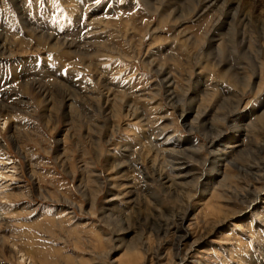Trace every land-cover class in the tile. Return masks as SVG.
I'll return each instance as SVG.
<instances>
[{
    "label": "rangeland",
    "instance_id": "1",
    "mask_svg": "<svg viewBox=\"0 0 264 264\" xmlns=\"http://www.w3.org/2000/svg\"><path fill=\"white\" fill-rule=\"evenodd\" d=\"M5 1L11 4V6L13 5L10 3V0H1L0 5ZM85 1L90 2H87L90 7L88 8V12H93V14L91 13L92 15L86 18L87 21L79 30L71 28L73 32L65 31L66 28L70 27V22L77 24V22L71 19H66L64 20L66 22L63 23L60 21L47 22V29H51L50 31H46L37 28L34 24L27 21L24 13L25 11L39 13V10L43 9L45 6H49L55 10L59 8H63V10L71 8L74 11L75 8L80 9L81 7L79 0H31V2H29V0H15L16 7L12 6V8L19 18L21 29H12L10 25H8V28H5L0 25L2 31L4 30L3 27L6 29L2 34H13L12 36H7L6 39L9 45L12 44L9 50L10 54L7 56H0V64H2L4 69L7 68L10 70H12V66L16 64L12 76L9 75V73L4 75V89L0 91V119L4 116L8 118L6 126L2 127V125H0V162L6 160L13 161L16 173H14V178L5 181L8 183L5 189L3 187L0 188V264H30L28 260V262L26 261L25 255H22V253H28V255L34 259H31L33 264H125V261L129 257L134 259L136 256H139L137 259L140 258V261H142L143 254L148 251L144 248H147V245H149L148 249L154 250L158 245V241H161V239L164 241H161L158 252L162 261L164 259L163 262L168 259H170V263L173 262V260L175 261L176 258L173 259L174 246L172 245L174 235L167 233L165 236H160L162 238L156 236L155 231L158 227L156 225L158 223L161 224V222L165 220L164 218H172L171 214L173 212V214H175L176 211L181 212V210H184L187 203L186 200H188L186 193L190 196V194H192L190 193L191 190L189 188L182 189L181 193L179 192L178 194L179 197L173 195L174 198L171 197L170 200V198H167V194H161V190L157 184L151 182L152 180L150 179L147 180L144 176L148 172L149 174L151 173V165L155 163V161L158 160V163H168L167 159L164 160V154H162L163 156L161 155L163 158L159 157L158 159V156H160L158 151H160L159 148H161V145H159L161 140L163 141L162 144H166L168 147L178 146V143L174 141L175 138H182L192 133L185 131V127L182 125L183 119L178 116V111L173 109V105L170 104L171 101H168L169 99L163 93V84H159L160 86L158 85V88L162 87V89L159 90V95L156 96L155 99L145 97L147 94L154 95L153 90L155 88L153 84L159 81L160 75L154 74L153 71H151L155 65H164L168 68L172 78L176 82L174 88L178 95H181L183 88H187V90L190 89L191 91L192 84L193 86L198 85L195 75L201 72L205 77V84L210 86L207 88L209 101L205 103V105L209 107L207 114L212 118L209 123L214 126L220 124L221 129L223 128L225 131L221 133L222 135L218 136L221 140L218 141L219 148L221 149L225 142L232 143L233 141V144H236V146H233L232 150L228 151L230 157L235 159V157L239 155L240 158H242L243 155L249 156L248 151H246V153L241 152L238 148H242L245 143L248 144V141L246 142L244 138V124L249 125L254 121L255 115H253L251 111L254 107L258 109V112L264 108V29L260 33L258 32L259 30L256 31L257 29L255 28L248 29L246 27V32L244 29L243 33L244 36L240 35L241 37L238 36L230 40L232 43L230 47L227 44H222L223 47L220 45L221 51L224 53L221 51H219L220 53L217 52L218 57H220L219 59L221 61H228L225 62V64L227 63L229 67L225 66L219 70L215 69L211 71L209 69L210 63H216L217 59L215 57H217V55L210 53V55L212 54L210 56L209 50H203L200 44L204 42L205 37H208L211 31L218 32L216 31L218 28L217 18H214L216 12H206L205 15L203 14L200 17H196L191 13L192 10L191 12L189 11V14L185 15L186 21L184 23L175 24L170 21V18L166 17V15L172 13L173 8L171 6L164 7L162 11H155V9L150 10V7L148 8L144 0H139L140 2L136 7L140 10L135 12L132 10L134 7L132 0H117L118 7L120 9H122V7L126 9L123 13H119L118 10H115L116 6H114L113 1ZM235 1H237V12L246 11L255 16L258 20L264 21V0ZM193 3L195 4V2ZM17 5L21 7L20 10ZM155 6L158 7V3ZM198 6L201 9L204 8L201 2L198 3ZM247 7L248 9H253L247 10ZM199 8L195 7L194 9L197 11ZM3 9H5V7H3ZM88 12L86 13L88 14ZM104 13H109L107 19L96 16L97 14ZM246 17L247 16H245V18ZM238 18L241 17H234V21L232 22L234 23L232 24L233 26L243 25L241 22H238L239 20L241 21V19ZM218 23L221 24V22ZM4 24H8V22L6 21ZM88 25L89 29L86 31L88 37L86 40H91V42L95 43L98 42L97 46L90 50V52L93 53L98 51L100 56H104L105 58H101L104 62L102 60L100 62L103 64L99 62L98 65L91 66L92 68L85 67L84 64L86 63L81 61V59L79 60V56H75L71 53L68 55L64 54L61 47L58 49L49 48L46 46L48 42L45 41L46 39H44V37L40 42L38 39L32 42L31 35H28L31 29L26 27L30 26L35 30L31 32L33 36H35V32L42 31L54 35L55 37L53 38L60 35L59 37L61 40H72L74 36H77L76 39L79 41L76 40V42H81L83 35L79 36V31L86 28ZM153 28H157V31L153 32ZM251 29L253 32H250ZM7 31L10 32L8 33ZM58 31L59 33L57 34ZM59 37H57V39H59ZM198 37L200 41H197ZM241 39H243L242 42ZM192 40L196 42L194 43ZM107 45L109 47H107ZM232 45L235 48H233ZM107 48L110 52L107 51ZM191 48H193V50H191ZM249 50L252 55H250V52V54L247 53ZM205 51L206 53L203 54ZM121 52H123V54ZM46 53L49 55L48 61H59L57 69L54 68L51 70V68L46 69L43 66H28L36 61L33 56L38 55L44 59ZM190 54L192 55L190 56ZM228 56L230 59H228ZM91 57L97 59L93 57V55H91ZM231 57L233 59H231ZM89 59L90 58L87 57V60ZM2 60L7 62H3ZM44 62L45 61L42 60V63ZM82 62H84V64H82ZM231 63L240 64V70L235 73L230 72L232 69L230 66ZM54 64H56V62H54ZM21 65L22 68L19 71L18 67ZM63 65L69 67L66 75H61V71L64 68ZM34 67L38 70H35ZM227 67L230 69H227ZM227 71L229 73H227ZM240 74H243V76ZM246 75L248 76L246 77ZM44 76L51 77L49 78L50 80L47 78L51 82L54 80L53 77L60 78V80L64 82L67 81L65 78L68 77H70L69 79L73 82H84L85 84L83 85L91 88L88 89V92L90 97L92 96V102L95 104L88 105V103H83L79 100V105L85 106L80 112H78L79 107L77 106H73L70 112L61 110L64 100L63 98L59 99V97L61 91L67 90V88L63 86L64 84L56 86L54 83L45 82L44 87L46 89L48 88L46 93L49 92L51 94L50 102H47L49 99L48 94L45 93L43 97H40L37 95L39 92L36 94L34 90L30 89V81L35 79L33 77L43 78ZM96 76H102V78L106 79V82H112V85L110 84L111 87H109L107 91L113 93L115 90L118 92V95L122 97L123 108H121V110L118 109V105L113 106L107 99L106 103L114 113L111 120L104 117L106 112L98 113V111L94 109V107H99L101 103L100 98V101L96 102V100H98L96 93L105 90L101 87V81L95 79ZM23 78L24 81H21ZM13 81L18 82L12 85ZM66 83H68V81ZM38 84H43V81H39ZM47 85L51 86L48 87ZM72 87L75 88L76 86ZM225 90L231 91L229 92L230 94L225 92ZM52 94L55 96H52ZM136 94L141 96L143 100H136L140 106L137 113L130 107V105L133 104L131 99H137L136 96H133ZM128 98L130 99L129 101ZM55 99L59 100L55 101ZM150 100H155L159 105ZM226 103L228 104L226 105ZM233 103L236 104L237 107L233 113H230L227 118L226 116L224 118V115L234 106ZM14 105L17 106V109L13 108ZM260 106L263 107L260 108ZM124 109L127 111L125 114L124 111H122ZM242 114H244L245 117L243 119L240 117V125H243V129L240 128L242 129L240 131L235 125V120H237V115L240 116ZM221 118H224V120H221ZM219 119L220 121H218ZM99 125L103 126L101 127ZM213 125L211 127L208 126L209 128L206 126L205 130L208 131L206 132V134L208 133L207 135L212 136L217 133ZM52 126L56 127L53 128ZM162 128H164V130ZM211 128L212 130H210ZM259 129L257 127L256 131L253 130L249 137L251 138L252 147L259 148L261 143L263 144L259 148L261 151L259 155L264 157V142L262 140L264 139V130L262 128ZM237 131L240 132L238 133ZM158 133L161 134L158 135ZM171 133L175 135V138L170 136V138L166 137L172 135ZM206 134L199 131V133L192 135L201 144L203 142L206 143ZM58 140L60 142H58ZM164 140L166 142H164ZM240 140L241 143H239ZM237 144H239V146ZM255 144L257 147H255ZM181 145L184 146V144ZM18 146L20 147L18 148ZM164 147L162 146V148ZM233 149H238L240 151L238 153L233 152L235 151ZM258 152L259 150L257 151V149L254 151V153ZM186 153H179L178 155L187 159L189 152ZM206 153L207 151L204 152V154ZM204 154L201 153V158L195 154L193 156L189 154V162L191 161L190 165L195 168L197 167V172L203 168L204 159L202 156L204 157ZM251 156L252 151L249 157ZM154 158L155 161L152 162ZM237 161L239 164L244 165H246L245 162H248L246 160ZM165 164H160V167H166ZM228 164V162L225 163L222 169L229 173L230 176L227 182L230 184L244 180H247L248 183L260 181V179L257 180L251 177H245L244 175L246 173L239 174L240 170H238L236 166ZM4 165L5 164H0V172H2L1 166ZM115 166H120L118 172L115 170ZM206 166L209 167L211 165H209L208 162L204 167ZM165 167L163 168L165 172L164 175L168 169H165ZM150 176L152 175L150 174ZM237 176H239V178H237ZM95 179H99L101 182ZM261 183L264 186V181H261ZM148 185L149 188H147ZM258 186L259 182L255 185V188ZM214 188V192H217L216 189L220 192L223 190V188L220 187ZM110 190L113 193H118V199L113 202L114 204L107 201L109 196L107 197L106 192ZM151 190H153V192H151ZM262 192L263 195L264 190ZM210 195H207L205 198H191L192 201H188L190 206L188 210L189 216L186 222L189 221V223L185 222L184 226H188L197 237L203 236L200 238L202 240L198 242L199 245L193 248L192 254H190L189 257L193 256L194 260L200 262V264H219V262L224 264H264V232L259 230L258 225V230H256L257 228L254 227V222L248 226V221L252 219L251 216L253 215H248V218L245 215L243 219H241L242 217H236V213L230 214L231 217L223 214L218 215L216 210L210 213L211 209L209 208L210 204H218L223 208L234 207V209H238V207H242L244 210L245 204L241 205L239 202L236 203L231 201L230 203ZM161 202L164 203L162 204ZM105 207L109 208L106 209L108 213L105 212L104 215L103 213L101 214V210ZM110 208H113V211ZM114 208L117 213L114 211ZM255 211L257 212L256 215H258V213L259 215L253 216V218L256 219V217H260L264 221V199L262 203L255 208ZM253 212L254 209L249 213L252 214ZM113 213L115 215H113ZM108 215L110 217H107ZM204 215L206 217H204ZM115 216L119 219L124 218L126 226H129V224H131V226H136V232L131 237L132 239L134 236L136 237L138 235L142 227H145V243L140 245L141 247L144 246L141 248L142 250L139 248L140 246L138 247L139 251L137 249L134 252L125 250L131 238H126L122 247H117L120 245V241L116 242L118 240H115L112 236L114 234H112L113 230L115 231V229L118 228L116 225H119V222H116L118 220L115 219ZM218 218L223 225H218L219 227L213 225V228L212 221L210 220H218ZM206 219L209 220L206 221ZM16 220H19L18 222L20 223L16 222ZM238 237H243L242 241H244H238ZM21 244L25 246L24 248L22 246V250H20L23 252H19L18 254L16 246L19 245L18 248L20 247L21 249ZM25 249L27 250L25 251ZM165 253H168V257L170 258H168ZM259 260L262 263L259 262ZM196 261H192L193 264H195Z\"/></svg>",
    "mask_w": 264,
    "mask_h": 264
},
{
    "label": "bare ground",
    "instance_id": "2",
    "mask_svg": "<svg viewBox=\"0 0 264 264\" xmlns=\"http://www.w3.org/2000/svg\"><path fill=\"white\" fill-rule=\"evenodd\" d=\"M1 1V0H0ZM89 2V1H87ZM99 2V1H98ZM195 2V4L193 3ZM201 2L202 6L204 7L203 9L199 8L198 6V3ZM237 1L235 0H144V3H146V5H148V8L150 7V10L151 9H155V11H162L164 9V7H172V13H170L169 15H166L167 18H170L171 22L172 23H175V24H180V23H184L186 20V14H189V11L191 12L192 10V14L196 17H200L201 15H205L206 12H216V15H214L213 17L216 19L217 18V29L216 31L218 32H210L208 34V37L206 36L205 37V40L202 44H200V47L203 49V50H209V55L210 53H214L217 55V57H215L217 59L216 63L213 64L210 63V70H215V69H221L225 66H228L227 63L225 64V62H228V61H221L218 57V54L217 52L221 51V47L220 45L222 44H227L229 47H230V44L231 41L233 38L235 39V37H238L240 35H243L244 33V29H245V32H246V27L249 29V28H255L257 29L256 31L258 32H262L263 31V22L264 21H260L258 20L255 16L251 15L250 13H247L246 11L245 12H237L238 8L236 7ZM264 2V1H263ZM10 3H12L13 5L12 6H15L16 7V2L15 0H10ZM90 3V2H89ZM97 3V2H95ZM103 3V2H102ZM158 3V7H156L155 5H157ZM95 6V5H94ZM103 6V4H102ZM239 6V5H238ZM18 7V5H17ZM193 7V8H192ZM199 8V10L195 11L194 8ZM250 7V6H249ZM19 10L21 9V7H18ZM88 8H90L89 6L87 7V10L84 12L85 14H87L86 12H88ZM251 9V8H249ZM248 7H247V10H249ZM253 9V8H252ZM251 9V10H252ZM262 10V9H261ZM260 10V11H261ZM241 11V10H240ZM243 11V10H242ZM90 12V11H89ZM88 12V13H89ZM254 12V11H253ZM263 12V11H262ZM155 13V12H154ZM252 13V12H251ZM93 14V12H92ZM90 14V15H92ZM162 14V13H161ZM167 14V13H166ZM25 16V15H24ZM23 16V18H24ZM184 16V17H183ZM241 17V18H238V19H241V21L239 20L238 22H241V24H243L242 26L239 25V26H233L232 23L234 21V17ZM245 16H247L245 18ZM163 17V16H161ZM87 18H89L87 16ZM257 19V20H255ZM236 20V19H235ZM254 20V21H253ZM161 21V20H160ZM164 21V20H163ZM6 22V21H5ZM27 22V21H26ZM177 22V23H176ZM208 22V21H207ZM218 22H221L218 23ZM237 22V21H236ZM235 22V23H236ZM250 22H253V23H250ZM100 23V22H99ZM98 23V25H99ZM209 23V22H208ZM255 23V24H254ZM161 24V23H160ZM216 24V22H215ZM206 25V24H205ZM31 26V25H30ZM28 27L26 26L27 28H30L31 30H29V33L28 35L30 34L31 35V39H32V42H35L36 39L39 40H43V37L44 39H46L45 43L46 46H48L49 48H52V49H58L59 47L62 48V52L64 54H74L75 56H79V60L81 59V61H84L86 64H84V62H82V64L85 65V67H91L93 65H98L99 62L102 60L101 58H104V56H100L99 52L96 51V52H93L91 53L90 50H92L95 46H97V43L95 42H91L90 41H87L86 38L88 37V33L85 35L83 34V37H82V41L81 42H76V37L77 36H74V38L72 40H61L60 39V35L59 36H56V38H53L55 37L54 35H50L49 33H45V32H35V36L32 35V31H35L33 30L31 27ZM147 26V25H145ZM1 27V26H0ZM10 27V26H9ZM53 27V26H52ZM91 27V26H90ZM49 28V27H48ZM147 28V27H146ZM151 28V27H150ZM148 28V29H150ZM3 29L6 31V29L3 27ZM26 29V28H25ZM51 29V28H50ZM57 29V28H56ZM157 28H153V32L154 31H157L156 30ZM206 29V28H205ZM247 29V30H248ZM251 29L250 32H253ZM3 30V31H4ZM2 29H0V56H7L10 54V47L11 45H9L7 42H6V39H7V36H12L13 34H2L3 33ZM11 31V30H10ZM9 31V32H10ZM249 31V30H248ZM8 32V31H7ZM8 32V33H9ZM187 32V31H186ZM59 33V31L57 32V34ZM184 33V32H183ZM17 35V33H16ZM24 35V34H23ZM246 35V33H245ZM65 36V35H64ZM68 36V35H67ZM86 36V37H85ZM99 36V35H98ZM244 36V35H243ZM242 36V37H243ZM247 36V35H246ZM245 36V37H246ZM261 36V35H260ZM17 37V36H15ZM57 37H59V39H57ZM94 37V36H93ZM200 37V36H199ZM199 37H198V40L197 41H200L199 40ZM241 37V36H240ZM248 37V36H247ZM14 38V37H13ZM72 38V37H71ZM70 38V39H71ZM184 38V37H183ZM181 38V39H183ZM250 38V37H249ZM245 39V38H244ZM81 40V39H80ZM84 40V41H83ZM104 40V39H103ZM237 40V39H236ZM243 39H241V42H242ZM10 41V40H9ZM79 41V40H77ZM181 41V40H180ZM187 41V40H186ZM193 41V40H192ZM203 41V40H202ZM245 41V40H244ZM249 41V40H248ZM263 41V40H262ZM183 42V41H182ZM191 42V41H190ZM194 42V41H193ZM196 42V41H195ZM194 42V43H195ZM224 42V43H223ZM236 42V41H235ZM24 43V42H23ZM244 43V42H243ZM248 43V42H247ZM35 44V43H34ZM188 44V42H187ZM242 44V43H240ZM23 45V44H22ZM45 45V44H44ZM191 45V44H190ZM237 45V44H236ZM249 45V44H248ZM102 46V45H101ZM113 46V45H112ZM107 47H109L107 45ZM191 47V46H190ZM223 47V45H222ZM233 47V45H232ZM231 47V48H232ZM246 47V46H245ZM199 48V47H198ZM235 48V47H233ZM237 48V47H236ZM252 48V47H250ZM105 49V48H104ZM111 49V48H110ZM219 49V50H218ZM224 49V48H223ZM227 49V48H226ZM246 49V48H245ZM151 50V49H149ZM153 50V49H152ZM191 50H193V48H191ZM200 50V49H199ZM198 50V51H199ZM228 50V49H227ZM234 50V49H233ZM243 50V49H242ZM248 50V49H247ZM58 51V50H57ZM107 51L110 52V50H108L107 48ZM201 51V50H200ZM203 52L204 53H206ZM225 51V50H224ZM231 51V49H230ZM61 52V53H62ZM186 52V51H185ZM188 52V51H187ZM191 52V51H190ZM223 52V51H221ZM233 52V51H232ZM231 52V53H232ZM236 52V51H235ZM250 50L247 52L249 53ZM62 53V54H63ZM113 53V52H112ZM116 53V51H115ZM123 54V52H121ZM151 53V52H149ZM193 53V52H192ZM208 53V52H207ZM220 53V52H219ZM224 53V52H223ZM227 53V52H226ZM230 53V52H229ZM238 53V52H237ZM242 53V52H241ZM246 53V51H245ZM246 53V54H247ZM251 53V52H250ZM249 53V54H250ZM104 54V53H103ZM202 54V53H201ZM91 55H93V57L97 58V59H94L91 57ZM117 55V54H116ZM128 55V54H127ZM192 54H190L191 56ZM199 55V54H198ZM212 55V54H211ZM210 55V56H211ZM228 55V54H227ZM241 55V54H240ZM243 55V54H242ZM252 55V53L250 54ZM118 56V55H117ZM209 56V57H210ZM222 56V54H221ZM236 56V55H235ZM87 57H89L90 59V62L89 60H87ZM108 57V56H107ZM120 57V56H118ZM147 57V56H146ZM193 57V56H192ZM207 57V55H206ZM213 57V56H212ZM229 57V56H228ZM69 58V57H68ZM148 58V57H147ZM208 58V57H207ZM211 58V57H210ZM222 58V57H221ZM225 58V57H224ZM105 59V58H104ZM165 59V58H164ZM163 59V60H164ZM189 59V58H188ZM214 59V58H212ZM230 59V57L228 58ZM227 59V60H228ZM231 59H233L231 57ZM240 59V58H239ZM252 59V58H251ZM254 59V58H253ZM256 59V58H255ZM126 60V59H125ZM202 60V59H201ZM200 60V61H201ZM247 60V59H246ZM103 61V60H102ZM165 61V60H164ZM204 61V60H202ZM252 61V60H251ZM104 62V61H103ZM215 62V61H214ZM234 62V61H233ZM248 62V61H247ZM241 63V62H240ZM252 63V62H251ZM250 63V64H251ZM255 63V62H254ZM64 64V63H63ZM71 64V63H69ZM100 64H103L102 62H100ZM249 64V65H250ZM68 65V64H67ZM256 65V64H255ZM64 66V65H63ZM69 66V65H68ZM231 66V70L230 72H237L238 70H240V64L238 63H231L230 64ZM251 66V65H250ZM254 66V65H252ZM106 67V66H105ZM229 67V66H228ZM227 69H230L228 68ZM248 67V66H247ZM259 67V66H258ZM92 68V67H91ZM96 70V69H94ZM106 70V69H104ZM236 70V71H235ZM151 71H153V73L155 74H158L160 75L159 77V81L157 82H154L153 86H154V95H146L145 97L146 98H149V99H155L156 96L159 95V90L162 89L161 88H158V85L159 84H163V93L164 95L169 99L168 101H171L170 104L173 105V109H176V111H178V116L181 117L183 119V126L185 127V131L188 132V133H192L193 135H195V133H199V131H201V133H204L206 134V131L205 128L206 126L208 127H211L212 125L209 123V121L212 119L211 116H209L207 114V111L209 110V107L207 105H205V103L207 101H209L208 99V90L207 88H209L210 86H207L205 84V77L204 75L199 72V73H196V78H197V84L198 85H194L192 84V88H191V91L190 89L187 90V88H183V92H181V95H178L176 93V90H175V85H176V82L175 80L172 78V75L171 73L169 72L168 68L164 65H155L153 67V69H151ZM58 74H60L59 72H57ZM56 73V74H57ZM227 73H229L227 71ZM236 74H239V73H236ZM255 74V73H254ZM94 75V73H93ZM101 75V74H100ZM104 75V74H103ZM231 75V74H230ZM241 75V74H240ZM56 76V75H55ZM194 76V77H195ZM235 76V75H234ZM243 76V74L241 75ZM248 75H246L247 77ZM59 77V76H58ZM224 77V76H223ZM245 77V78H246ZM35 79H32L30 81V84L29 86L31 87L30 89L34 90V92L37 94V92H39L37 95H39L40 97H43V94L46 93L47 89L44 87V84L45 82H49V83H54V85L56 86H60L61 84H64L63 86L65 88H67V90H63L61 91V94H60V97L59 99H62L63 98V102H62V106H61V110H65L66 112H70V110L73 108V106H77L79 107V111L80 112L81 110H83V105H79V100L81 102H85V103H88V105H93L95 104L94 102H92L91 100V97H90V94L88 92V89H91V88H88L87 86L83 85L85 84L84 82L82 81H78V82H73L72 80H70L68 78H65V80L68 81V83L64 82V81H61L60 78H54V80L51 82L49 81L51 77L49 76H44L43 78L41 77H33ZM49 80H48V79ZM238 78V77H237ZM64 79V77H63ZM95 79L101 81V87L102 89L104 88L105 90L103 91H99L98 93H96V97L98 98V100H96V102H99L101 100V103H100V106L99 107H94V109L96 111H98V113H103V112H106V114L104 115V117L108 120H111L112 116H114V113L113 111H111L110 107L108 106V104L106 103L107 102V99L108 101H110V104H112L113 106L115 105H118V109L121 110V108H123L122 106V97L118 95V92L115 91L114 89V92H108L107 90H109V87H111L112 85V82H106V79L102 78V76H96ZM230 79V78H229ZM248 79V78H247ZM26 80V79H25ZM58 80V82H57ZM103 80V81H102ZM233 80V79H232ZM8 81V80H7ZM10 81V80H9ZM21 81H24V78L21 79ZM28 81V80H27ZM39 81H43V84H38ZM155 81V80H154ZM22 83V82H21ZM48 84V83H47ZM111 84V85H110ZM196 84V83H195ZM215 84V83H214ZM7 85V84H6ZM116 85V84H114ZM118 85V84H117ZM201 85V86H200ZM217 85V84H215ZM22 86V85H21ZM25 86V85H24ZM23 86V87H24ZM48 86V85H47ZM51 85H49L48 87H50ZM72 86H76L75 88H73ZM160 86V85H159ZM203 86V87H202ZM54 87V86H52ZM63 87V88H64ZM100 87V88H101ZM178 87V86H177ZM213 87V86H212ZM58 88V87H57ZM214 88V87H213ZM225 88V87H223ZM222 88V89H223ZM36 89V91H35ZM51 89V88H50ZM59 89V88H58ZM57 89V90H58ZM101 89V90H102ZM111 89V88H110ZM8 90V89H7ZM23 90V89H21ZM56 90V89H55ZM112 90V89H111ZM30 91V90H29ZM28 91V92H29ZM54 91V90H53ZM27 92V93H28ZM58 92V91H57ZM207 92V93H206ZM225 92L229 93L231 91H228V90H225ZM55 93V92H54ZM239 93V92H238ZM22 94V93H21ZM32 94V93H31ZM48 94L49 96V99L47 100V102H50L51 101V94L48 92L46 93ZM57 94V93H56ZM130 94V93H129ZM134 94V93H133ZM230 94V93H229ZM34 95V94H33ZM228 95V94H227ZM36 96V95H35ZM52 96H55L54 94H52ZM95 96V95H94ZM132 96V95H130ZM133 96H136L137 99H131V102L133 104L130 105L131 108L134 109L135 113H137L138 111V108L140 107L139 104L137 103L136 100L138 101H143L141 99V96L139 95H133ZM226 96V95H225ZM227 97V96H226ZM57 98V96H56ZM100 98V100H99ZM166 98V99H167ZM223 98V97H222ZM229 98V97H228ZM227 98V99H228ZM8 99V98H7ZM47 99V98H46ZM54 99V98H52ZM59 99H55L56 100H59ZM24 100V99H23ZM37 100V99H36ZM130 99L128 98V101ZM6 101V100H5ZM8 101V100H7ZM13 101V100H11ZM151 102H156L155 100H150ZM158 101V100H157ZM167 101V100H166ZM44 102V101H43ZM42 102V103H43ZM225 102V101H224ZM12 103V102H11ZM52 103V102H51ZM61 103V101H60ZM82 103V104H83ZM141 103V102H140ZM157 105H159L158 102H156ZM230 103V102H229ZM232 103V102H231ZM238 103V102H236ZM3 104V103H2ZM13 104V103H12ZM130 104V103H129ZM149 104V103H148ZM169 104V103H168ZM228 103H226L227 105ZM234 104V103H233ZM5 105V104H4ZM49 105V104H48ZM225 105V104H224ZM53 106V105H52ZM51 106V108H52ZM156 106V104H155ZM223 106V105H222ZM4 107V106H3ZM237 107L236 104H234V106H232L231 110L228 111L226 113V115H224V118L230 114V113H233V111L235 110V108ZM253 107V106H252ZM263 106H260V108H262ZM13 108H16L17 109V106L14 105ZM126 108V107H124ZM163 108V106H162ZM219 109V108H218ZM42 110V109H41ZM50 110V109H49ZM55 110V109H53ZM214 110V109H213ZM74 111V110H73ZM95 111V112H96ZM124 111V114L125 112H127L125 109L122 110ZM140 111V110H139ZM159 111V110H158ZM217 111V110H216ZM222 111V110H220ZM255 111V112H254ZM6 112V111H5ZM75 112V111H74ZM162 112V111H161ZM215 112V111H214ZM258 109H256V107L253 108V110L251 111V113L253 115H255V118H254V121L251 122V124L249 125H245L244 124V128H245V133H244V138L246 139V142L248 141V144L245 143L244 146L242 148H238L241 150V152H245L248 151L249 153V156L251 154V151H252V156L249 157V156H242V158H240V155L232 158L230 157V154H229V150L231 151L233 146H236V144H233V141L232 143H224V145L222 146V148L220 149L219 148V144H218V141H221L220 138H218V136L222 135L221 133L224 131V129L220 127V124L218 126H214L213 125V128L216 129L217 133H215L214 135L210 136V135H207L205 136V140H206V143H199L198 140L193 137V135L191 134H187V136H184V137H177L175 138V135H168L166 137H174V141H176L178 143V146H167L166 144H162V140L160 141L159 145H161V148L159 152V155L158 156V159L159 157L163 158L162 154L165 155L164 157V160L167 159L168 163L164 162V163H158V160L156 158L157 161H155V158L153 159L152 162L155 161V163H152L151 165V175L148 173L145 174L144 177L150 180H152L151 182L157 184L161 190V194H167V198H170L171 200V197L174 198L173 195L178 196L179 192L181 193L182 189H187L189 188L191 191L190 193V196L189 194L186 193L187 195V199L186 200V207L184 208V210H181V212H177L175 214H171V217L172 218H164L165 220H163V222L158 223L156 226H158L156 228V236H165L167 233H171L172 235H174V241H173V246H174V251H173V259H175V261L173 260V262L170 263V257H168V253L165 255L168 257H166L167 261L163 262L162 261V258L160 257L159 255V252H158V247L161 245V241L163 242L164 240L161 239V241H158V245L156 246V248L154 250H149L148 249V246L147 245V248H144L146 250H148L147 252H145L143 254V258H142V261H140V258L137 259L139 256H136V258L132 259V257H129L126 261H125V264H193L192 261H196L194 260L193 256L192 257H189L190 254H192V251H193V248L198 244V242L202 239L201 236L200 237H197V235L191 231L189 229L188 226H184V223L187 221L188 219V216H189V202L191 200V198H205L207 195L209 196L210 194L212 196H215V198L217 199H223V200H226L228 202H239L241 205L245 204V209L243 210L242 207H238V209H234V207H228V208H223L222 206L218 205V204H210L212 202H210V213L213 212V210H216L218 215L219 214H223L225 216H230V214H234L236 213V217H242L241 219H243V217L246 215L247 218H248V215H253V216H258L256 215V211H255V208H257L259 206V204L262 203V200L264 199V194L262 195V191L264 190V186L263 184L261 183V181H264V157L260 156V147L263 145L261 143V146L259 148H254L252 147V144H251V138L249 137L251 132L254 130L256 131L257 130V127L258 129L259 128H262L264 130V108L262 110H260L258 113ZM85 113V112H84ZM119 113V111H118ZM130 113V112H129ZM217 113V112H216ZM220 113V112H219ZM48 114V112H47ZM55 114V113H54ZM62 114V113H60ZM64 114V113H63ZM71 114V113H70ZM91 114V113H90ZM13 115V114H12ZM41 115H42V112H41ZM50 115V114H49ZM72 115V114H71ZM83 115V114H82ZM118 115V114H117ZM40 116V114H39ZM56 116V115H55ZM68 116V115H67ZM90 116V115H89ZM140 116V115H138ZM2 117V116H1ZM83 117V116H82ZM116 117V116H115ZM220 117V116H219ZM223 117V116H222ZM237 117V120H235V125L240 129L243 127V125H240V120L241 118L243 119L245 117L244 114L240 115V116H236ZM235 117V118H236ZM241 117V118H240ZM77 118V117H76ZM86 118V117H85ZM216 118V117H215ZM224 118L221 120H224ZM240 118V119H239ZM72 119V118H71ZM181 119V120H182ZM47 120V119H46ZM0 125L3 126H6L7 124V121H8V118L6 116L2 117L0 119ZM55 121V120H54ZM82 121V120H81ZM107 121V120H106ZM115 121V120H114ZM214 121V120H213ZM217 121V119H216ZM220 121V119L218 120ZM24 122V121H23ZM45 122V121H44ZM43 122V123H44ZM49 122V121H48ZM215 122V121H214ZM50 123V122H49ZM219 123V122H218ZM217 123V124H218ZM227 123V122H226ZM10 124V123H9ZM46 124V123H44ZM54 124H57V123H54ZM53 124V125H54ZM103 124V123H102ZM223 124V123H222ZM73 125V124H72ZM98 125V124H97ZM107 125V123H106ZM71 126V125H70ZM77 126V125H76ZM90 126V125H89ZM101 126V125H99ZM103 126V125H102ZM101 126V127H102ZM110 126V125H109ZM47 127V126H45ZM53 127V126H52ZM56 127V126H55ZM53 127V128H55ZM98 127V126H97ZM115 127V126H114ZM167 127V126H166ZM208 127V128H209ZM233 127V126H232ZM113 129V128H112ZM164 130V128H162ZM243 129V128H242ZM240 129V131L242 130ZM13 130V129H12ZM212 130V128L210 129ZM260 130V129H259ZM67 131V130H66ZM93 131V130H92ZM160 131V130H159ZM240 131H237L238 133ZM14 132V131H13ZM95 132V131H94ZM99 132V131H98ZM225 132V131H224ZM235 132V131H233ZM237 133V134H238ZM249 133V135H248ZM84 134V133H83ZM97 134V133H96ZM161 133H158V135H160ZM212 134V133H211ZM226 134V133H225ZM246 134V135H245ZM85 135V134H84ZM93 135V134H92ZM95 135V134H94ZM234 135V134H233ZM73 136V135H72ZM157 136V135H156ZM17 137V136H16ZM169 137V138H170ZM217 137V139H216ZM263 138V137H262ZM16 139V138H15ZM166 139V138H165ZM215 139V140H214ZM173 140V139H172ZM263 142H264V139H262ZM12 141V140H11ZM55 141V140H54ZM61 141V139H60ZM58 140V142H60ZM173 141V142H174ZM93 142V141H92ZM164 142H166L164 140ZM17 143V142H16ZM157 143V144H158ZM180 143V145H179ZM241 143V140L240 142ZM254 143V142H253ZM75 144V142H74ZM93 144V143H92ZM181 144H184V146H182ZM247 144V145H246ZM239 146V144H237ZM57 146V144H56ZM162 146H166L164 148H162ZM20 146H18L19 148ZM182 147V148H180ZM255 147L256 144H255ZM236 148V147H235ZM244 148V149H243ZM238 149H233L235 151L233 152H239L240 150ZM243 149V150H242ZM257 149V151L259 150L258 153H254V151ZM19 150V149H18ZM227 150V151H226ZM98 151V150H97ZM157 151V150H156ZM207 151L206 154H204V152ZM57 152V151H56ZM188 153L193 156L194 154L197 155L198 157L201 158V153L204 154V157L202 156V158L204 159L203 160V168L197 172L196 168L192 165H190V162H189V154H188V158H183V157H180L178 154L179 153ZM186 153V154H187ZM231 153V152H230ZM57 154V153H56ZM244 154V153H243ZM162 155V156H161ZM258 155V156H257ZM60 156V155H59ZM95 156V155H94ZM187 156V155H186ZM185 156V157H186ZM169 157V158H167ZM58 158V157H57ZM160 158V159H161ZM196 158V157H195ZM2 160V159H1ZM96 160V159H95ZM237 160H246L248 162H245L246 165L244 164H239ZM4 161V160H2ZM66 161V160H65ZM162 161V160H161ZM197 161V159H196ZM252 161H255V162H252ZM67 162V161H66ZM209 162V165L211 166H206V163ZM229 163L231 165H234L238 168V170H240V173L239 174H243V173H246L244 176L245 177H251L253 179H257L260 181H255L254 183L252 182H247V180L245 181H237L236 183L234 182V184H230L229 182H227V179L228 177L230 176L228 172H225L223 169H222V166L225 164V163ZM166 163V164H165ZM1 165L5 164L4 166H1L2 168V172H0V188H6L8 183H6L5 181H8L10 180L11 178H14V173H15V165L13 164V161H9V160H6L4 162H0ZM31 164V163H30ZM149 164V163H148ZM160 164H165V166H162L160 167ZM228 164V165H229ZM107 165V164H106ZM119 165V164H118ZM197 165V164H196ZM61 166V164H60ZM168 168L167 169V172L166 174L164 175V168ZM201 167V166H200ZM6 168V169H5ZM29 168V167H28ZM66 169V168H65ZM69 169V168H68ZM120 169V166H115V170H118ZM70 171V170H69ZM232 172V171H231ZM68 173V172H67ZM116 173V172H115ZM16 174V173H15ZM233 174V173H232ZM232 177V175H231ZM235 177V176H234ZM233 177V178H234ZM244 177V178H245ZM99 178V177H98ZM236 178V177H235ZM237 178H239V176H237ZM4 180V181H3ZM87 180V179H86ZM96 181H100L99 179H95ZM229 180V179H228ZM249 180V179H248ZM251 181V180H250ZM5 182V183H4ZM101 182V181H100ZM232 182V181H231ZM259 182V186L255 188V185H257V183ZM238 183V185H237ZM143 184V183H142ZM147 184V183H146ZM145 184V185H146ZM254 184V185H253ZM144 187V186H143ZM214 187H220V188H223V190L220 192L216 189L217 192H214L215 191V188ZM85 188V187H84ZM107 188V187H106ZM147 188H149V185L147 186ZM146 188V189H147ZM157 189V188H156ZM188 189V190H189ZM98 190V189H97ZM144 190V189H143ZM177 190V191H176ZM220 190V189H219ZM3 191V190H2ZM141 191V190H140ZM155 191V190H154ZM151 192H153V190H151ZM188 192V191H187ZM3 193V192H2ZM117 194V195H116ZM137 194V193H136ZM106 195H107V201H109V203H113L115 200L118 199V193L116 192H112L111 190L110 191H107L106 192ZM139 195V194H138ZM141 195V194H140ZM153 195V194H152ZM210 195V196H211ZM94 196V195H93ZM149 196V195H148ZM7 197V196H6ZM159 197V196H157ZM179 197V196H178ZM182 197V196H181ZM145 198V197H144ZM166 198V199H167ZM183 198V197H182ZM210 198V197H209ZM208 198V199H209ZM212 198V197H211ZM250 198V199H249ZM162 199V198H160ZM149 200V199H148ZM158 200V198H157ZM164 200V199H163ZM182 200V199H181ZM201 200V199H200ZM214 200V199H213ZM4 201V200H3ZM161 201V200H160ZM192 201V200H191ZM210 201V200H209ZM208 201V202H209ZM212 201V200H211ZM214 201H217V200H214ZM213 201V202H214ZM222 201V200H221ZM152 202V201H151ZM165 202V201H164ZM164 202H161L162 204ZM220 202V201H219ZM230 202V203H231ZM143 203V202H142ZM157 203V202H156ZM160 203V202H159ZM184 203V202H183ZM207 203V202H206ZM218 203V202H217ZM114 204V203H113ZM79 205V204H78ZM120 205V204H118ZM224 205V204H223ZM239 205V204H238ZM160 206V205H159ZM236 206V205H234ZM110 207V206H109ZM109 207H105L104 209L101 210V214L105 213L107 210V208ZM112 207V206H111ZM114 207V206H113ZM164 207V206H163ZM172 207V206H171ZM224 207H227V206H224ZM89 209V208H88ZM112 211H113V208H110ZM109 209V210H110ZM140 209V208H139ZM152 209V208H151ZM157 209V207H156ZM178 209V208H177ZM181 209V208H180ZM195 209V208H194ZM254 209V212L252 214H250L249 212H251L252 210ZM19 210V209H18ZM110 210V211H111ZM133 210V209H132ZM174 210V209H173ZM209 210V209H208ZM114 211H115V208H114ZM164 211V210H163ZM162 211V212H163ZM212 211V212H211ZM116 212V211H115ZM151 212V210H150ZM203 212V211H202ZM206 212V211H205ZM93 213V212H92ZM108 213V212H106ZM117 213V212H116ZM158 213V212H157ZM209 213V215H210ZM112 214V213H111ZM123 214V213H122ZM149 214V213H148ZM153 214V213H152ZM159 214V213H158ZM205 214V213H204ZM214 214V213H213ZM212 214V215H213ZM105 215V214H104ZM113 215H115L113 213ZM126 215V214H125ZM138 215V214H137ZM160 215V214H159ZM206 215V214H205ZM204 215V217H206ZM211 215V216H212ZM148 216V215H147ZM253 216H251V220L248 221V226L252 224V222H254V227H256L258 230V227L257 225L259 226V230H262L264 232V221L263 219H261L260 217H256L253 218ZM107 217H110L109 215ZM116 217V216H115ZM121 217V216H120ZM164 217V216H163ZM220 217V216H219ZM231 217V216H230ZM229 217V218H230ZM133 218V217H132ZM215 218V217H214ZM217 218V217H216ZM221 218V217H220ZM117 219L118 221L116 222H119V225L117 224L116 226H118V228L115 229V231L113 230L112 232V236L114 237L115 240H118L116 242H119L120 241V245L117 246V247H122V244L125 243V239L126 238H131L133 236V234L136 232V226H131V224H129V226H126V222H125V219L124 218H115ZM152 219V218H151ZM150 219V220H151ZM255 219V220H254ZM149 220V219H148ZM153 220V219H152ZM205 220V219H204ZM209 220V219H208ZM206 219V221H208ZM19 221V220H18ZM16 220V222H18ZM147 221V220H145ZM160 221V220H159ZM205 221V222H206ZM210 221H212V226H218V225H223V223L221 222V220H218L217 219H211ZM115 222V223H116ZM158 222V221H157ZM222 224H221V223ZM257 222V223H256ZM20 223V222H18ZM135 223V222H134ZM140 223V222H139ZM186 223H189L186 222ZM191 223V222H190ZM204 223V221H203ZM220 223V224H219ZM225 223V222H224ZM143 224V223H142ZM208 224V223H207ZM211 224V223H210ZM188 225V224H187ZM191 225V224H190ZM196 225V223H195ZM205 225V224H203ZM209 225V224H208ZM200 226V225H198ZM213 226V228H214ZM115 227V226H114ZM142 227V226H141ZM151 227V225H150ZM192 227V226H191ZM194 227V225H193ZM210 227V225H209ZM219 227V226H218ZM240 227V226H239ZM199 228V227H197ZM212 228V229H213ZM251 228V227H250ZM113 229V228H112ZM140 229V228H139ZM195 229V227H194ZM192 229V230H194ZM203 229V228H202ZM206 229V228H205ZM199 230V229H198ZM197 230V231H198ZM201 230V229H200ZM209 230V229H208ZM250 230V229H249ZM17 231V230H16ZM20 231V230H19ZM196 231V230H195ZM203 231V230H202ZM207 231V230H206ZM149 232V231H148ZM201 232V231H200ZM214 232V231H212ZM203 233V232H202ZM148 234V233H147ZM199 234V233H198ZM211 234V233H210ZM149 235V234H148ZM154 235V234H153ZM214 235V234H213ZM235 236V235H234ZM10 237V236H9ZM208 237V236H207ZM4 238V237H3ZM145 227H142L141 228V231L138 232V235L129 241V243L126 245V248L125 250L129 251V252H134L136 251V249L138 250L139 248H143L141 247L140 245H143L145 243ZM162 238V237H160ZM237 238V237H236ZM243 238V237H242ZM242 238L241 237H238V241H242ZM245 238V237H244ZM75 239V238H74ZM155 239V238H154ZM12 240V239H11ZM122 240V241H121ZM3 241V240H2ZM244 241V240H243ZM242 241V242H243ZM105 242V241H104ZM123 242V243H122ZM14 243V242H12ZM16 243V242H15ZM155 243V242H154ZM20 244V242H19ZM139 244V245H138ZM149 244V243H148ZM167 244V243H166ZM171 244V243H170ZM151 245V244H150ZM165 245V244H164ZM1 246V245H0ZM19 246V245H18ZM17 247V252L19 254V252H23V251H20L22 250V246L24 248L25 245H22L21 244V249L20 247L18 248ZM104 246V245H103ZM140 246V247H139ZM139 247V248H138ZM15 248V247H14ZM26 248V247H25ZM28 248V247H27ZM172 248V247H171ZM263 248V247H262ZM16 250V249H15ZM27 249H25L26 251ZM102 250V249H101ZM142 250V249H141ZM145 250V251H146ZM172 250V249H171ZM139 251V250H138ZM169 251V250H168ZM167 251V252H168ZM12 252V251H11ZM28 252V251H27ZM97 253V252H96ZM143 253V252H142ZM171 253V251H170ZM22 255H25V259L26 261L28 260L29 263L31 264L33 261H31V258L28 253L27 254H23ZM31 255V254H30ZM105 255V254H104ZM164 255V256H165ZM33 256V255H32ZM163 256V257H164ZM22 257V256H21ZM193 258V259H192ZM23 259V258H21ZM24 259V260H25ZM20 260V259H19ZM18 260V261H19ZM23 260V261H24ZM34 260V259H33ZM37 260V259H36ZM35 260V261H36ZM89 260V259H88ZM94 260V259H93ZM22 261V263H23ZM25 261V262H26ZM27 261V262H28ZM172 261V259H171ZM38 262V261H37ZM88 262V261H87ZM259 262H261L259 260ZM89 263V262H88ZM262 263V262H261ZM33 264V263H32ZM115 264V263H114ZM195 264H200V262L196 261Z\"/></svg>",
    "mask_w": 264,
    "mask_h": 264
},
{
    "label": "snow or ice",
    "instance_id": "3",
    "mask_svg": "<svg viewBox=\"0 0 264 264\" xmlns=\"http://www.w3.org/2000/svg\"><path fill=\"white\" fill-rule=\"evenodd\" d=\"M29 2H31V0H29Z\"/></svg>",
    "mask_w": 264,
    "mask_h": 264
}]
</instances>
